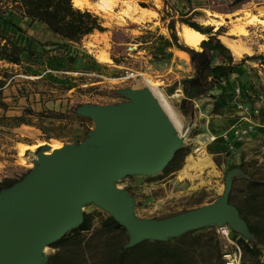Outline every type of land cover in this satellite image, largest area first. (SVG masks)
Listing matches in <instances>:
<instances>
[{
	"label": "rangeland",
	"instance_id": "rangeland-1",
	"mask_svg": "<svg viewBox=\"0 0 264 264\" xmlns=\"http://www.w3.org/2000/svg\"><path fill=\"white\" fill-rule=\"evenodd\" d=\"M126 1L131 6L127 11ZM93 2L94 0L82 2L80 8L85 7L96 13L103 30L94 29L79 41L71 42L68 48L49 44L40 48L37 42L58 41L56 36L37 22L27 23L26 18L13 17L21 26L23 35L29 37V49H33L35 53L28 57L23 52L19 64L0 61V66L6 67L7 72L6 82L0 92V99L5 102L4 107L0 106V114H18L23 106H30L34 110L44 108L59 111L60 118L41 119L37 121L38 124L21 123L11 127L0 125V182L8 179L11 185L21 180L38 159L39 147L25 149L19 155V145H31L40 141L62 145L86 141L88 132L95 125L90 116L77 111L78 107L125 101L127 97L119 90L149 88L146 79L167 97L179 122V126L175 128L181 138L179 147L185 153L179 159L177 168L168 172L161 169L152 174L127 173L116 181V185L125 189L133 198L135 216L162 218L213 200L221 193L225 174L232 167L237 170L231 175L230 188L234 186L231 201H237L246 194V178L264 180V64L245 58L241 64V73L234 74L228 83H220L192 99L190 108L184 113L180 104L183 93L175 82L180 77L191 75L193 67L188 53L172 43L165 22L156 11L161 7V1L117 0L107 7ZM140 2L145 3L143 11L139 8L142 6ZM191 2L205 13L203 18H198L200 23L211 24L212 30L222 25L217 37L226 45L235 43L240 46L238 55L230 50L235 61L243 54L264 53V2ZM150 3L156 9L148 6ZM133 4L137 6L135 10ZM248 13H254L263 21L235 20ZM239 26L243 28V33L239 31ZM176 28V34L181 40L182 26L177 25ZM193 48L199 50L200 46L197 43ZM69 56L72 58L68 59ZM219 59L220 56L215 54L212 62ZM235 85L247 91L241 99L258 108V112L251 115L250 121L240 118L235 107V97L232 94ZM259 93L262 97H258ZM235 124H248L250 128L242 140L233 141L230 149L218 138H209L223 130H230ZM189 156L196 160L207 156L211 165L200 170L194 167L189 170L194 176L184 177L181 173ZM3 188L5 187L0 186V191ZM81 211L92 213L93 225H97L108 214L90 201L82 205ZM224 225L229 227L226 223ZM210 226L215 230V225ZM99 236V233L96 234L87 243H72L69 247L76 254L71 258L70 264H91L90 255L94 258L100 255L94 248ZM121 238L127 240V234ZM218 238L221 253L234 247L233 242L219 235ZM54 249L49 245L43 248L45 260ZM82 251L84 256H81ZM198 261L202 262L200 256ZM220 261L218 264H224L222 256ZM259 263L264 264L262 246ZM240 264H254V261L248 254H241Z\"/></svg>",
	"mask_w": 264,
	"mask_h": 264
},
{
	"label": "water",
	"instance_id": "water-1",
	"mask_svg": "<svg viewBox=\"0 0 264 264\" xmlns=\"http://www.w3.org/2000/svg\"><path fill=\"white\" fill-rule=\"evenodd\" d=\"M119 92L127 100L78 107L96 124L86 141L64 143L50 154L37 152L38 159L22 179L1 189L0 264H42L43 248L81 220V207L89 201L124 226L125 245L225 223L250 236L227 200L235 167L226 172L221 193L209 202L162 218L134 215L133 198L116 181L127 173L161 170L181 138L149 88Z\"/></svg>",
	"mask_w": 264,
	"mask_h": 264
},
{
	"label": "trees",
	"instance_id": "trees-1",
	"mask_svg": "<svg viewBox=\"0 0 264 264\" xmlns=\"http://www.w3.org/2000/svg\"><path fill=\"white\" fill-rule=\"evenodd\" d=\"M160 1L159 9H156L152 3L148 6L159 12V17L165 22L172 43L188 53L193 67L191 75L180 77L175 82L183 93L180 104L184 113L190 108L192 99L220 84L221 80L231 73H241V64L245 58L255 59L260 65L264 64L262 52L243 54L235 61L230 49L217 37L222 25L212 30L211 24L200 23L198 18H203L205 13L194 7L191 0ZM244 1L247 0H232L233 4ZM256 1L264 2V0ZM139 4L145 6V3ZM14 16L26 18L27 23L37 22L56 36L58 41L37 42L40 48L48 44L68 48L71 42L79 41L94 29L103 30L96 13L85 7L74 6L72 0H0V61L8 64H19L23 52L28 57L35 53L33 49H29L30 39L23 35L21 26L13 20ZM177 25H186L206 34V38H202L198 43L199 50L187 46L179 39L176 34ZM262 40L264 42V30ZM215 54H218L220 59L214 63L212 59ZM71 58L72 56L68 57ZM6 79V67L0 66V92ZM241 91L245 96L247 91L242 87ZM0 106H5V102L1 99ZM58 114L59 111L51 109L34 110L30 106H23L18 114H0V125L11 127L21 123L38 124L37 121L41 119H58L60 118ZM184 153L182 147L176 148L162 167V171L168 172L177 168V163ZM245 180L246 194L237 201H231V192L234 190L232 185L227 200L236 207L245 221L250 236L229 229L230 238L240 247L241 254H248L254 264H260L261 246L264 248V180L251 177ZM8 185H10L8 179L0 182V186ZM92 217L91 212L82 211L81 220L76 225L48 244L55 249L47 255L43 264H70L71 258L76 253L69 246L72 243H87L88 239H92L98 233L100 239L94 244V248L100 255L95 256L96 258L90 255L91 264H202V262L218 264L221 258L218 234L210 225L192 228L167 239L144 238L131 245H125L126 239L121 237L126 235V230L110 214L100 219L97 225H93ZM85 233L87 235H84ZM99 248H101L100 252ZM81 256H84V251ZM199 256L202 260L200 263Z\"/></svg>",
	"mask_w": 264,
	"mask_h": 264
},
{
	"label": "bare ground",
	"instance_id": "bare-ground-1",
	"mask_svg": "<svg viewBox=\"0 0 264 264\" xmlns=\"http://www.w3.org/2000/svg\"><path fill=\"white\" fill-rule=\"evenodd\" d=\"M72 1H73V5L77 6V7H80L82 2H85V3L88 2V0H72ZM116 1L117 0H94V2L97 5H105L106 7L111 5L112 3L114 4V2H116ZM125 3H126L125 6H127V8H126V11H127L129 9V7H131V6H130V3L128 1H126ZM132 6H133L134 10L137 8V6L135 4H133ZM98 7H100V6H98ZM139 8H140L141 11L145 10V7H143V6H139ZM101 9H103V8H101ZM123 13L126 14L125 12H123ZM151 13H153V12H151ZM262 14L264 15V8L262 10ZM134 17H135V15H134ZM253 19H258L260 21H263L262 19H259L254 13H248V14L242 16V17L236 18L235 20L243 22V21H251ZM238 29H239L240 32H242V30H243V28L241 26H239ZM180 38L186 45H188L190 47H195L196 44L199 43V41L202 38H204V34L198 32L197 30H195V29H193V28H191L189 26L184 25L181 28ZM226 46L232 51V53H235L237 55L240 54L241 48H240L239 45H237L235 43H228ZM145 81L149 84V90L151 91L153 96L156 98V100L158 101V103L160 104L162 109L168 115V117L170 118V120L173 123V125L175 126V128H177L179 126V122H178V120H177V118H176L171 106L169 105L167 97L159 89L156 88L155 84L150 83V81H148L147 79ZM94 128H96V124H95ZM44 144H47L48 148L40 149V151L38 153H40V154H50L54 149H59V148L62 147V144L61 143H57V142L46 143V142L40 141V142H38L36 144H31V145L21 144L18 147L19 155H22L25 149H32L33 150L34 148H38V147H40L41 145H44ZM209 165H211V161H210V159L207 156H203L202 158H199L197 160L195 158L189 156L187 158V160H186V164H185L184 168L182 169V173L181 174L184 177L191 178L192 176H194V174H190L189 170L194 169V167L196 169L200 170L201 168L207 167Z\"/></svg>",
	"mask_w": 264,
	"mask_h": 264
},
{
	"label": "built area",
	"instance_id": "built-area-1",
	"mask_svg": "<svg viewBox=\"0 0 264 264\" xmlns=\"http://www.w3.org/2000/svg\"><path fill=\"white\" fill-rule=\"evenodd\" d=\"M224 80V79H222ZM223 82V81H222ZM233 97H235V107L240 113V118L245 119L246 121H250L251 115H254L258 112V108L255 104H250L244 100L241 99V96H243V93L241 91V86L235 85L233 87ZM258 97H262V94L259 93ZM250 126L248 124L240 125L235 124L233 125L230 130H223L219 132L218 134L210 135V139L218 138L221 143L225 144L228 149L232 147L233 141H240L242 140ZM215 231L218 233V235L222 238H224L227 241H231L234 243V247L230 250H224L221 253L223 263L224 264H240V257H241V251L240 247L236 244L234 240L230 238V230L229 227L226 225H220L215 226Z\"/></svg>",
	"mask_w": 264,
	"mask_h": 264
},
{
	"label": "crops",
	"instance_id": "crops-1",
	"mask_svg": "<svg viewBox=\"0 0 264 264\" xmlns=\"http://www.w3.org/2000/svg\"><path fill=\"white\" fill-rule=\"evenodd\" d=\"M80 8V7H79ZM88 9V8H87ZM90 34V33H89ZM85 36V35H84ZM83 36V37H84ZM226 45V44H225ZM215 63V62H214ZM235 73H231L230 75H228L224 80H221V82L220 83H224V82H226V83H228L229 81V79L230 78H232L233 77V75H234ZM223 81V82H222ZM215 86H218V85H215Z\"/></svg>",
	"mask_w": 264,
	"mask_h": 264
}]
</instances>
